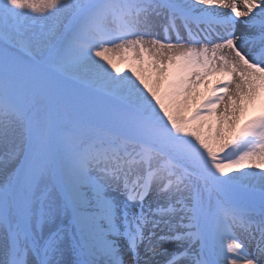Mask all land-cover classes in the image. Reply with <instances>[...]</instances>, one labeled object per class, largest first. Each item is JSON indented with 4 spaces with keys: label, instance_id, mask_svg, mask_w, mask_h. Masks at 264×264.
<instances>
[{
    "label": "snow or ice",
    "instance_id": "6c2138e0",
    "mask_svg": "<svg viewBox=\"0 0 264 264\" xmlns=\"http://www.w3.org/2000/svg\"><path fill=\"white\" fill-rule=\"evenodd\" d=\"M0 264H264V0H0Z\"/></svg>",
    "mask_w": 264,
    "mask_h": 264
},
{
    "label": "bare ground",
    "instance_id": "6f19581e",
    "mask_svg": "<svg viewBox=\"0 0 264 264\" xmlns=\"http://www.w3.org/2000/svg\"><path fill=\"white\" fill-rule=\"evenodd\" d=\"M241 30H242V25H239V26H238V31H241ZM165 247H167V245H166ZM162 258H163V257H158L157 259H160V260H161Z\"/></svg>",
    "mask_w": 264,
    "mask_h": 264
},
{
    "label": "rangeland",
    "instance_id": "374dc122",
    "mask_svg": "<svg viewBox=\"0 0 264 264\" xmlns=\"http://www.w3.org/2000/svg\"><path fill=\"white\" fill-rule=\"evenodd\" d=\"M166 246V245H165ZM161 261H163V258L161 259Z\"/></svg>",
    "mask_w": 264,
    "mask_h": 264
}]
</instances>
